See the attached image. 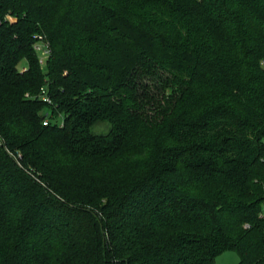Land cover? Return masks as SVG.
Listing matches in <instances>:
<instances>
[{
	"label": "trees",
	"instance_id": "1",
	"mask_svg": "<svg viewBox=\"0 0 264 264\" xmlns=\"http://www.w3.org/2000/svg\"><path fill=\"white\" fill-rule=\"evenodd\" d=\"M227 252L264 264V0H0V264Z\"/></svg>",
	"mask_w": 264,
	"mask_h": 264
},
{
	"label": "rangeland",
	"instance_id": "2",
	"mask_svg": "<svg viewBox=\"0 0 264 264\" xmlns=\"http://www.w3.org/2000/svg\"><path fill=\"white\" fill-rule=\"evenodd\" d=\"M59 123L62 122V119L58 120ZM109 128H100L96 129V133L98 134H107ZM217 264H240V258L235 252H227L217 258Z\"/></svg>",
	"mask_w": 264,
	"mask_h": 264
},
{
	"label": "built area",
	"instance_id": "3",
	"mask_svg": "<svg viewBox=\"0 0 264 264\" xmlns=\"http://www.w3.org/2000/svg\"><path fill=\"white\" fill-rule=\"evenodd\" d=\"M35 49L37 53L39 54L40 62L44 65L50 55V51L48 48V44L45 42L43 37L39 38V42L37 43ZM45 101H48V100L46 99ZM49 122H50L49 119H46V121L44 122V125L47 126Z\"/></svg>",
	"mask_w": 264,
	"mask_h": 264
}]
</instances>
